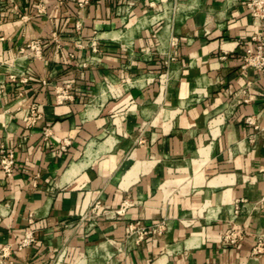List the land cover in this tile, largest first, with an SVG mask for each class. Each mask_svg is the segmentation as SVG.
Returning <instances> with one entry per match:
<instances>
[{
	"label": "crops",
	"instance_id": "obj_1",
	"mask_svg": "<svg viewBox=\"0 0 264 264\" xmlns=\"http://www.w3.org/2000/svg\"><path fill=\"white\" fill-rule=\"evenodd\" d=\"M247 2L0 0V158L15 154L0 250L14 264H264V71L242 66L264 30ZM33 41L42 54L25 59ZM133 222L161 228L137 242Z\"/></svg>",
	"mask_w": 264,
	"mask_h": 264
},
{
	"label": "built area",
	"instance_id": "obj_2",
	"mask_svg": "<svg viewBox=\"0 0 264 264\" xmlns=\"http://www.w3.org/2000/svg\"><path fill=\"white\" fill-rule=\"evenodd\" d=\"M90 0H78L79 6H84L89 3ZM247 7L253 17V19L262 27L264 30V0H248ZM256 38V37H255ZM77 47L82 46L80 41L76 43ZM93 50L96 49L93 47ZM21 56L25 59L34 58L41 56L42 54V46L39 41H33L29 43L27 46L20 49ZM243 68L252 67L257 71H264V37L259 40L256 49L248 48L246 54L243 56ZM12 78H16V75L12 74ZM22 81H27L25 77ZM70 85L58 86L56 87V99L59 103H62L66 100L72 99L73 94L70 90ZM246 92V90H245ZM40 116L39 108L36 104H34L31 108V114L28 118L30 123H34L36 119ZM249 124L255 126V128L260 129L258 125L255 124L251 117L247 118ZM261 130V129H260ZM15 163V154L13 149H8L6 153H4L0 158V165L2 169L10 174L13 170V165ZM99 203L95 205L97 208ZM242 211V206L239 202L234 204L232 209V220L230 222V226L225 231L223 235V242L227 244H236L243 238V231L237 224L234 223V220L240 215ZM160 225L156 227H149L142 222H133L127 226V236H134L136 241L139 242L143 240L149 232H158L160 230ZM36 241L35 232L31 229L27 230L17 243L18 249H23ZM11 246H5L0 250V264H14V260L11 258ZM58 263V262H57Z\"/></svg>",
	"mask_w": 264,
	"mask_h": 264
},
{
	"label": "bare ground",
	"instance_id": "obj_3",
	"mask_svg": "<svg viewBox=\"0 0 264 264\" xmlns=\"http://www.w3.org/2000/svg\"><path fill=\"white\" fill-rule=\"evenodd\" d=\"M108 87H111L110 82H108ZM88 150L90 151V149H88ZM128 242H129V243L132 242V237H130V238L128 239ZM128 242H127V243H128ZM127 243H124V244L127 246Z\"/></svg>",
	"mask_w": 264,
	"mask_h": 264
}]
</instances>
